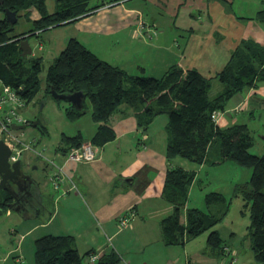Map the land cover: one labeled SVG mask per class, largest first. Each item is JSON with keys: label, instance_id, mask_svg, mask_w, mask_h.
<instances>
[{"label": "crops", "instance_id": "0c3cea01", "mask_svg": "<svg viewBox=\"0 0 264 264\" xmlns=\"http://www.w3.org/2000/svg\"><path fill=\"white\" fill-rule=\"evenodd\" d=\"M131 1L136 0H99L95 5H103L89 16L69 25L35 32L31 37L39 39L40 50L45 56H54V59L43 58L50 60L48 66L73 38L99 59L131 76L161 78L170 68L179 67L195 70L211 81L222 71L242 41L252 40L264 46L261 24L251 17L236 16L231 12L232 0H156L160 1L167 17L177 16L180 12L188 15V23L178 29L181 32L178 38L175 35L177 31L164 36L169 28L164 29L154 20L145 22L142 12ZM220 2L225 3L229 10L226 11ZM27 14L30 22L39 18L35 9H29ZM202 16L207 17L205 22L201 21ZM169 23L171 26L174 21ZM63 29L70 30L61 37L55 34ZM217 34L223 37L220 44L213 42ZM42 35H45L44 42L41 41ZM220 90L221 85L215 94ZM238 95L235 101L231 102L236 95L227 101L225 112L228 115L219 120V128L238 124L235 114L239 113L240 106L243 108L240 112L250 116L252 103L264 104V81ZM81 119L69 122L68 127L72 128L63 129L54 143L43 141L49 137L45 128L40 136L35 135L30 141L22 142L26 146L22 154L27 152V162H31L27 163L29 171L22 170L34 182L27 187L26 201L32 196L34 202L32 206L28 201L24 202L18 213L25 220L36 221L25 234L40 230L34 242L44 235L70 236L79 253L92 250L99 257L113 250L119 255L120 264H217L221 255L212 253L206 240L204 247L195 249L187 245L194 238L183 246H166L163 243L160 222L173 211L172 205L162 197L167 168L180 167L194 172L191 189L197 182L198 169L204 166L179 157L168 164L165 158V115L156 116L148 129L142 132L138 129L133 110L120 106L108 121L115 134L114 139L101 147L93 146L94 158L90 162L68 160V152L60 151L64 135H80L81 145L90 144L97 125L92 121L93 124L83 133L81 122H78ZM39 167L46 174L43 182L32 174L34 170L37 173ZM182 215L184 222V212ZM124 217L128 222L121 225ZM85 260L90 263L88 258Z\"/></svg>", "mask_w": 264, "mask_h": 264}, {"label": "trees", "instance_id": "16d2710c", "mask_svg": "<svg viewBox=\"0 0 264 264\" xmlns=\"http://www.w3.org/2000/svg\"><path fill=\"white\" fill-rule=\"evenodd\" d=\"M53 1L56 10L52 13L47 12L45 0H3L0 6L1 12L4 9L14 11L17 22L21 16L19 13L25 12L22 17L31 24L28 31L11 34L17 22L10 26L4 18L0 19V82L13 89L26 104L34 98L43 58L23 57L18 48L19 41L29 35L34 36L35 32L75 23L103 5L91 4L92 0ZM29 9L38 12V20L29 21ZM258 15L263 19L264 10ZM215 79L220 83L221 90L211 96L212 81L195 70L172 67L161 78L131 76L99 59L79 41L71 38L47 68L45 92L50 95L52 89L60 95L83 94L80 109L65 102L64 115L68 121L81 118L87 111L85 100H89L91 119L97 125L90 139L94 147H101L114 139L115 134L108 121L123 105L133 110L138 129L142 132L148 129L156 116L165 115V158L168 164L175 157L196 165L206 164L212 145L217 144L212 165L230 161L249 168L251 175L245 184L249 189L242 192L243 199L249 205L250 249L255 261L264 263V154H250L252 138L247 125L233 124L221 129L211 121L213 112H225L229 99L264 81V46L252 40L242 41ZM81 144L80 135H64L60 151L65 154ZM67 145L68 148H65ZM194 177V172L180 167H168L165 172L162 197L172 205L173 211L160 222L163 243L166 246H183L188 240L207 232L208 249L222 256L226 246L215 225L226 209L224 212L214 209L225 206L226 200L221 193L210 192L205 197L206 211L187 208ZM11 201L9 194L0 191V209H6ZM183 212L184 222L181 220ZM91 254L95 253L92 250L79 253L70 236L44 235L34 242V264H82ZM120 262L119 255L110 250L97 257L93 264Z\"/></svg>", "mask_w": 264, "mask_h": 264}, {"label": "rangeland", "instance_id": "374dc122", "mask_svg": "<svg viewBox=\"0 0 264 264\" xmlns=\"http://www.w3.org/2000/svg\"><path fill=\"white\" fill-rule=\"evenodd\" d=\"M99 0H92L91 4H95ZM131 4L138 7L142 12L143 20H154L163 26L165 30L164 36L168 33L175 34L178 38V29L183 28L188 23V15L184 12H180L177 16L167 17L160 5V1L150 0H136L131 1ZM226 11H228L227 5L220 2ZM45 5L48 13H52L56 10V3L53 0H45ZM259 10H264V0H232V11L236 16L243 15L251 17L256 22L261 24L264 29V18L259 17ZM189 13V12H188ZM193 17H196L193 15ZM4 18L3 12L0 11V19ZM171 20L174 23H170ZM207 17L202 16L201 21L205 22ZM187 22V23H186ZM185 23V24H184ZM31 27V24L27 22L24 17L20 16L17 24L14 26L11 34H18L22 31H27ZM68 28V27H67ZM160 28V27H159ZM203 27L202 30H205ZM189 28H187L188 30ZM70 29H63L55 34L61 37L63 34H67ZM189 31V30H188ZM185 32V35L188 34ZM172 33V34H173ZM171 36V35H170ZM172 37V36H171ZM45 35H42L41 41L44 42ZM218 44L222 43L223 37L220 34L215 35L213 42ZM29 44L32 48V58H38L45 54L39 49V39L35 37L29 38ZM46 47L47 44H45ZM50 60H44L41 63V71L38 73V86L34 95V98L26 105L21 115L23 120L29 122H38L34 127L27 126L24 130L14 132L13 136L17 137V140L21 143L30 141L35 135H41L42 129H46L49 133L48 138H44V142L54 143L56 137L63 129H68L71 121H67L64 115V108L66 103L63 101L56 102L50 95L45 92V76ZM220 83L215 79L211 83L210 95L214 96L216 89L220 86ZM1 88V84H0ZM240 94V93H238ZM236 95L231 102L235 101L239 95ZM230 102V103H231ZM253 104L251 114L240 112L243 108L240 106L237 116L238 124H245L248 127L250 136L252 138V146L249 149L250 154L255 156H261L264 154V104ZM86 113L82 116L80 127L83 133L93 124L91 119V105L88 99L85 100ZM2 112H0V115ZM226 112H224L225 116ZM223 116V117H224ZM153 129H150L152 131ZM22 148V147H21ZM218 150V145L213 144L208 162L204 164L197 173V182L193 183L192 188L189 191L187 208H198L206 211L205 197L210 192L221 193L225 200V206H219L215 211H223L226 209L225 214L221 216L220 221L216 223L215 230H217L222 243L225 244V248L222 250V256L218 259L217 264H264L255 261L253 253L250 249L249 241V205L246 200L243 199V192L248 191V187L245 186L251 175V170L246 167H241L233 162H225L221 165H212L211 162L215 159ZM20 160L22 161L23 170L29 171L27 162V152L21 154ZM28 163V164H27ZM34 178L40 182L45 181L46 174L41 167L32 172ZM47 190H50L47 188ZM7 193V192H6ZM3 194V193H2ZM8 194V193H7ZM10 204V203H9ZM7 204L6 209H0V264H34V238L38 237L40 230L31 234H25L27 229L36 224L35 220H25L22 214L18 212L10 211ZM183 216V215H182ZM207 232H204L187 244L192 249L197 247H204V241L207 238ZM186 245V244H185ZM82 264H88L86 260Z\"/></svg>", "mask_w": 264, "mask_h": 264}, {"label": "water", "instance_id": "95a60500", "mask_svg": "<svg viewBox=\"0 0 264 264\" xmlns=\"http://www.w3.org/2000/svg\"><path fill=\"white\" fill-rule=\"evenodd\" d=\"M3 0H0V6ZM4 19L10 26L17 22V16L14 11L8 9L3 10ZM28 36V35H27ZM26 36V37H27ZM31 37V35H29ZM22 39L18 43V48L21 51L23 57H32V48L29 44V38ZM45 59H54L51 54L49 57H44ZM49 94L55 101H63L72 105L75 109H80L82 107L84 96L81 92H76L70 95H60L55 93L50 89ZM228 115V113L226 114ZM34 127L37 122H28V124L13 125L12 129L14 131L24 130L27 126ZM10 148L3 142L0 141V191L7 192L10 197H12L13 202L9 204L8 208L13 212H18L20 207L18 206L20 200L18 198L19 194L26 193L29 184H34L31 177L25 174L22 170V161L18 159L16 162L10 164L8 159L10 156Z\"/></svg>", "mask_w": 264, "mask_h": 264}, {"label": "built area", "instance_id": "2783aa9c", "mask_svg": "<svg viewBox=\"0 0 264 264\" xmlns=\"http://www.w3.org/2000/svg\"><path fill=\"white\" fill-rule=\"evenodd\" d=\"M39 49H41L40 46ZM0 84V112H2L0 115V141H3L10 148L11 153L8 161L12 164L20 159L23 147L26 148L24 144L17 140L16 136H13L14 132L19 131H14L12 126L28 124L21 115L27 104L13 89L3 85L1 82ZM223 116L224 112L215 111L211 114V121L214 124H218ZM66 157L68 160L76 162H90L94 158V148L91 144H83L70 149ZM121 220V225H125L128 222L125 217ZM88 260L92 264L95 263L97 255L91 254Z\"/></svg>", "mask_w": 264, "mask_h": 264}, {"label": "flooded vegetation", "instance_id": "af4514ba", "mask_svg": "<svg viewBox=\"0 0 264 264\" xmlns=\"http://www.w3.org/2000/svg\"><path fill=\"white\" fill-rule=\"evenodd\" d=\"M27 122H29V121H27ZM31 197H32V196H31ZM31 197H30V198H31ZM18 198H19V200H20V203H19V205H18L19 207H22L23 204H24V202H27V201H28L27 203L29 204V206H32V205H33V202H34L33 199H34V198H33V197H32V199L29 198L30 200L28 199V200L26 201V193L21 194L20 196H18Z\"/></svg>", "mask_w": 264, "mask_h": 264}]
</instances>
